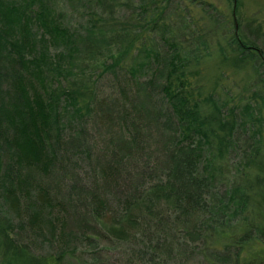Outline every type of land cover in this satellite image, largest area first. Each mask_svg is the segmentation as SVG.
<instances>
[{"label": "trees", "instance_id": "1", "mask_svg": "<svg viewBox=\"0 0 264 264\" xmlns=\"http://www.w3.org/2000/svg\"><path fill=\"white\" fill-rule=\"evenodd\" d=\"M87 1V24L72 29L53 0H0V264H61L71 253L64 247L40 253L22 239L18 227L41 229L44 220L52 219V196L35 175L68 157L62 142L78 141L87 118L96 116L102 124L124 119L131 126L123 125L125 144L145 147L135 118L129 119L130 106L103 96L92 70L123 66L122 60L131 57L126 66L136 80L139 68H151L144 58L160 60L152 39L158 30L171 50L156 67L162 72V110L175 124L168 161L178 162L184 151L189 156L183 158V174L190 187L174 204L197 213V199L208 197L198 226L189 229L198 236L199 264H264L253 255L252 241L264 235V154L245 152L230 170L226 154L233 150L231 136L243 99L217 104L214 88L207 91L200 76V62L210 55L206 47L215 45L225 58L234 52L239 64H253L264 79L263 49L231 35L230 19L214 14L209 25L203 16L194 19L192 3L199 0ZM251 109L247 101L242 113Z\"/></svg>", "mask_w": 264, "mask_h": 264}, {"label": "rangeland", "instance_id": "2", "mask_svg": "<svg viewBox=\"0 0 264 264\" xmlns=\"http://www.w3.org/2000/svg\"><path fill=\"white\" fill-rule=\"evenodd\" d=\"M53 1L55 11L61 13L64 23L72 29H82L87 24L88 1ZM185 5L183 2L181 7L184 9ZM124 9V13H129L128 7ZM192 12L194 19L203 16L204 24L214 14L222 20L230 19L231 35L236 33L240 41L256 42L264 52V0H199L192 3ZM187 19L194 24L190 14ZM162 34L158 30L152 38L160 60L156 63L152 56L144 58L151 60V68H139L138 79L133 80L127 69L131 57L122 60L123 66L106 70L100 66L92 70L103 96L130 106L129 119L135 118L140 131L138 140L145 147L125 144L128 137L123 125L131 127L128 121L102 124L98 117L92 116L87 118L78 141L74 138V142H62L68 157L49 172L35 175L52 196L48 212L52 219L44 220L41 229L32 224L29 227L23 221L27 225L18 230L22 239L40 253H55L61 247L68 249L71 253L61 264L201 263L196 252L198 236L189 229L198 226L202 218L199 212L208 205V197L205 194L197 199L194 210L198 214L191 210L185 213L182 206L174 204L178 193L190 187L183 174L186 171L183 158L189 156L184 151L178 153V162L168 161L175 124L173 117L162 110L166 104L159 90L162 72L156 67L170 50ZM207 47L205 52L209 51L210 55L200 62V76L207 91L214 88L217 104L224 100L228 106L243 99L239 105L241 112H235L233 150L230 148L226 154L231 170L245 152L252 154L255 149L264 154L263 73L249 62L239 64L234 52L225 58L215 45ZM111 61L107 58L106 63ZM252 93L257 94L254 97ZM247 101L252 109L243 114ZM138 106L139 118L136 117ZM76 152L79 154L75 157ZM156 183L164 185L153 187ZM218 189L224 190V186ZM252 241L253 255L257 254V261L261 262L264 235H257Z\"/></svg>", "mask_w": 264, "mask_h": 264}]
</instances>
